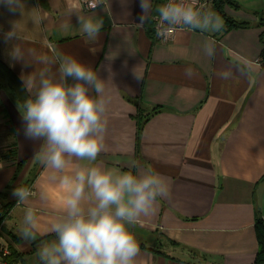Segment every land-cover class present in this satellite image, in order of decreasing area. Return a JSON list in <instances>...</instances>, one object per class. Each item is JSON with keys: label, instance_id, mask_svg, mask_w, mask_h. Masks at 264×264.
Wrapping results in <instances>:
<instances>
[{"label": "crops", "instance_id": "0c3cea01", "mask_svg": "<svg viewBox=\"0 0 264 264\" xmlns=\"http://www.w3.org/2000/svg\"><path fill=\"white\" fill-rule=\"evenodd\" d=\"M104 1L101 8L81 13L104 23L97 40L90 41L71 9L80 0H22L23 13L9 11L0 0V61L13 75L0 85V205L10 203L3 241L21 256L11 264H26L32 257L39 264L38 248L54 239L48 227L61 212L64 192L36 158L42 141L24 135L19 105L28 96L22 76L39 70L36 60H59L64 54L105 81L107 128L96 163L136 171L130 168L135 160L168 184L169 195L157 198L155 213L133 225L140 246L137 264H259L255 224L257 216L264 219V0H229L233 5L223 8L220 32L179 29L168 42L151 28L160 0H153L142 27L136 24L140 0ZM226 17L246 25L226 31ZM14 24L21 39L5 42L3 33ZM205 39L217 46L212 59L203 55ZM13 44L24 51V61L10 57ZM58 67L54 64L53 71ZM186 68L194 69L191 78ZM223 70L233 78L215 75ZM17 186L32 188L24 204L12 195ZM27 207L39 219V234L31 242L19 235Z\"/></svg>", "mask_w": 264, "mask_h": 264}, {"label": "clouds", "instance_id": "9594fccd", "mask_svg": "<svg viewBox=\"0 0 264 264\" xmlns=\"http://www.w3.org/2000/svg\"><path fill=\"white\" fill-rule=\"evenodd\" d=\"M9 11L19 9L22 0H2ZM89 10L101 8L104 0H83ZM142 27L153 12V0H140ZM78 18L82 35L96 41L104 27L102 20L86 16L82 5L71 6ZM156 35L163 41L172 39L177 29L217 33L223 28L221 17L205 8L199 0H167L155 7ZM5 42L21 39L16 25L3 33ZM203 55L212 59L217 54L213 40L205 39ZM12 60H25L19 44L9 52ZM41 67L22 76L28 96L19 105L24 135L41 140L36 158L64 192L61 212L49 225L54 239L44 241L38 248L39 264H137L140 246L130 226L156 211L157 198L169 195L168 184L151 169H141L135 160L130 168L103 167L96 163L104 150L107 128L106 114L109 99L105 95V81L97 71L72 55L52 60L41 56L36 60ZM58 64L54 72L53 65ZM238 71L246 70L233 65ZM194 69L186 68L191 78ZM229 80L234 73L216 72ZM68 78L74 83L69 84ZM139 78V77H138ZM12 195L17 204H24L32 196L28 187L17 186ZM41 199L47 201L46 193ZM39 234V219L33 207L24 210L19 235L31 242Z\"/></svg>", "mask_w": 264, "mask_h": 264}, {"label": "trees", "instance_id": "16d2710c", "mask_svg": "<svg viewBox=\"0 0 264 264\" xmlns=\"http://www.w3.org/2000/svg\"><path fill=\"white\" fill-rule=\"evenodd\" d=\"M165 0H160L161 4L164 3ZM226 5H233L229 0H212V5H211V10L214 11L216 14H218L219 16H225L223 13V8ZM156 15L155 11L153 14V17ZM154 22L153 20H151V28L152 31H154L153 28ZM246 24L245 23H239L236 22L228 17H226V27L225 30H230V29H234V28H240V27H244ZM264 53V52H263ZM5 78H13V75L11 73V71L9 70V68L0 61V85L3 82V79ZM9 204L7 203L4 206L0 205V209H6L9 208ZM255 228L258 232V236L260 239V254L258 257V262L259 264L263 263L264 264V219L260 216L256 217V224H255ZM20 255L19 254H15L14 252H11L10 255L8 256V258L6 259L8 261V263H13L16 262L17 259H20Z\"/></svg>", "mask_w": 264, "mask_h": 264}, {"label": "built area", "instance_id": "2783aa9c", "mask_svg": "<svg viewBox=\"0 0 264 264\" xmlns=\"http://www.w3.org/2000/svg\"><path fill=\"white\" fill-rule=\"evenodd\" d=\"M80 1H81V5L83 6V9L84 10H89L87 8V5H85L83 3V0H80ZM165 2H167V0H165L164 3ZM199 2L205 8V10H208V9L211 10L212 0H199ZM104 3H105V1H104ZM104 3L102 5H104ZM153 22H154L153 28H154L155 35H156V15L153 17ZM177 30H179V29H177ZM177 30H176V32H177ZM176 32H175V34H176ZM156 37L160 41L165 42L161 38H159L157 35H156ZM168 41H166V42H168ZM29 189H31V191H32V188H29ZM8 214H9V211L8 210H6V209H0V264L2 262H4L8 258V256L10 255V253H11L10 248L3 241V229H4V225H5L6 218L8 217Z\"/></svg>", "mask_w": 264, "mask_h": 264}, {"label": "rangeland", "instance_id": "374dc122", "mask_svg": "<svg viewBox=\"0 0 264 264\" xmlns=\"http://www.w3.org/2000/svg\"><path fill=\"white\" fill-rule=\"evenodd\" d=\"M133 229V226H130V230ZM36 263V258L35 257H32V258H29L28 262L26 264H35Z\"/></svg>", "mask_w": 264, "mask_h": 264}]
</instances>
